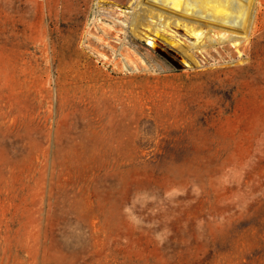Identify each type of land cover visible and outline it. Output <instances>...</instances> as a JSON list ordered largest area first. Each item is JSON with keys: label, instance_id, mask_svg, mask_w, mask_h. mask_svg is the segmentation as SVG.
Here are the masks:
<instances>
[{"label": "rangeland", "instance_id": "374dc122", "mask_svg": "<svg viewBox=\"0 0 264 264\" xmlns=\"http://www.w3.org/2000/svg\"><path fill=\"white\" fill-rule=\"evenodd\" d=\"M134 4L0 0V264H264V40L177 69Z\"/></svg>", "mask_w": 264, "mask_h": 264}, {"label": "bare ground", "instance_id": "6f19581e", "mask_svg": "<svg viewBox=\"0 0 264 264\" xmlns=\"http://www.w3.org/2000/svg\"><path fill=\"white\" fill-rule=\"evenodd\" d=\"M134 5L131 31L146 39L177 69L191 63L166 43L183 49L196 63L194 52L203 53L210 48L235 50L243 63L264 40V0H136ZM179 25L194 39L188 47L184 48L175 38L174 27ZM146 29L163 41L149 39Z\"/></svg>", "mask_w": 264, "mask_h": 264}]
</instances>
